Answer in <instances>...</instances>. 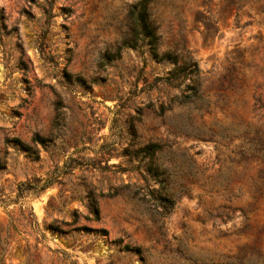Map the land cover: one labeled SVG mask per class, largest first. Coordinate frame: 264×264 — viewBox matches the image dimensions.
Segmentation results:
<instances>
[{
  "label": "rangeland",
  "instance_id": "rangeland-1",
  "mask_svg": "<svg viewBox=\"0 0 264 264\" xmlns=\"http://www.w3.org/2000/svg\"><path fill=\"white\" fill-rule=\"evenodd\" d=\"M137 1L0 0V264H264V0L153 8L158 52L197 62L207 108L156 82L172 63L131 39Z\"/></svg>",
  "mask_w": 264,
  "mask_h": 264
},
{
  "label": "trees",
  "instance_id": "trees-1",
  "mask_svg": "<svg viewBox=\"0 0 264 264\" xmlns=\"http://www.w3.org/2000/svg\"><path fill=\"white\" fill-rule=\"evenodd\" d=\"M168 0H162V2H165ZM244 2H253L257 3L260 0H243ZM230 2H233V0H230ZM158 0H138L135 4H133L131 11H130V19H131V32H132V40L134 41V44L136 42L140 41L145 46L148 47L149 53L158 62H165L168 61L172 63V67L168 70L166 75L164 76H158L155 78L156 82L164 83L166 85H169L171 87H177L180 88L179 94L177 95L178 102L180 104L183 103H190L195 102L197 100L203 101V104L205 108L208 107L209 101L207 100V96L204 95L201 86H202V78L199 74V67L195 60L191 58H181V55L179 52H176L175 50L169 51L166 50L162 53L158 52V47L161 43V35L157 33V24H156V18H155V10L153 11V8L157 6ZM259 9L263 11V7L260 5ZM44 13L47 15V17L51 16L50 13V2H48V8L44 9ZM198 18L201 16L198 14ZM210 27H207L209 30ZM208 32V31H207ZM248 68H252L249 63L245 65ZM234 69V68H233ZM232 71H230L231 73ZM229 73L228 80L230 82V86L233 88L235 87V83H233V77ZM186 82V85L181 89V85ZM248 80L247 78H244L241 81V84L237 87V90L239 94H243V91L245 87L247 86ZM261 85H257V88H260ZM255 98V104L259 108H264L263 103L261 102V95L254 97ZM43 142L41 137L35 136L32 138V142ZM9 142H13L12 147L18 146L19 149H22L26 152L31 151V147L28 145H24L22 141L19 139H11L6 140V144ZM250 147L257 148V151L261 152V157L264 160V141H261L258 137L257 140H252ZM159 148L156 144H151L145 147V152L151 156H153L154 151ZM245 159H248L246 156ZM5 162L0 163V170L5 168ZM153 174L157 176H164L163 170H160L157 166L154 168ZM166 178V177H165ZM259 179H263L264 181V170L259 172ZM51 183V179H45L40 184H36L34 187L30 186L33 189L42 190L45 187L49 186ZM156 203L160 204L162 207H164L165 211H169L170 208H172L174 197L169 193L168 189L164 191L163 194H159L155 198ZM0 204L5 205L6 202L2 199H0ZM89 204H90V212L93 214L94 219L97 220L99 215V210L96 204V200L94 197L89 196ZM32 215V212H30ZM72 220L70 223L75 222L79 218V214L77 212H74L72 215ZM68 224V223H67ZM49 227L53 232L59 230L58 227L55 225L54 222H51L49 224ZM80 228H86V227H78L75 230H79ZM247 228V225L245 226ZM99 234L106 235L107 232L103 229L98 230ZM114 244V240L112 241ZM116 246L119 247L120 250L125 252H132L135 254H138L142 261H144V255L143 250L140 247H132L127 243H122V240L116 241Z\"/></svg>",
  "mask_w": 264,
  "mask_h": 264
}]
</instances>
